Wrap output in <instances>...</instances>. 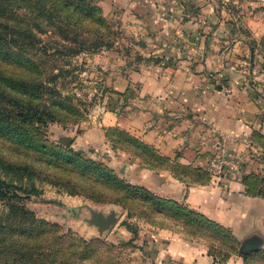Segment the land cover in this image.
<instances>
[{"label": "crops", "instance_id": "obj_1", "mask_svg": "<svg viewBox=\"0 0 264 264\" xmlns=\"http://www.w3.org/2000/svg\"><path fill=\"white\" fill-rule=\"evenodd\" d=\"M110 1V12H121L134 31L126 39L133 49L118 55L113 70L115 91L138 88L135 99L120 95L114 104L119 110L125 102L122 113L103 110V125L128 132L172 166L204 179L150 170L126 154L128 162L117 160L120 172L227 228L245 252L264 251V198L249 195L246 184L264 171V18L245 7L250 16L241 20L216 0ZM131 69L125 81L122 73ZM217 157L237 168L212 170ZM155 235L157 241L133 246L125 264H243L221 260L175 232Z\"/></svg>", "mask_w": 264, "mask_h": 264}, {"label": "rangeland", "instance_id": "obj_2", "mask_svg": "<svg viewBox=\"0 0 264 264\" xmlns=\"http://www.w3.org/2000/svg\"><path fill=\"white\" fill-rule=\"evenodd\" d=\"M216 1L226 13L241 20L245 16L249 18V9H255V13L264 18V0ZM110 2L93 0L106 22L104 28L98 27L100 33L95 37L100 40L92 45L93 48L74 53V50L80 49L78 45L65 42L53 29L45 27L44 33L35 32L37 39L32 40L30 45L24 46L25 41H19L15 60L5 61L4 57H0V93L21 99L17 92L12 93L7 87V81L17 82L20 79L44 82L49 88L37 94L35 102L23 98L25 104L48 108V113L43 110L47 113L43 114L47 122L35 119L32 124H15L10 129H0V181L27 191L15 201L16 204L32 213L36 221L54 227L44 232L41 239L38 238V241L45 242L40 252H50L52 239L63 237V258L68 264H125L131 258L129 251L133 246H141L147 239L157 241L155 232L159 231L181 234L192 243L206 246L209 254L215 253L214 256L219 257L218 250H212L211 245L221 243V240L213 241L220 235L212 238L200 233L201 229L195 226H192V234L187 232L180 221L158 216L143 202L141 195H133L128 202H115L124 193L103 176L101 167L111 170L116 178L128 184L142 186L132 183L120 172L117 160L122 158L128 162L122 156L126 154L130 161L143 166L144 156L126 152L140 153L136 146L118 138L116 140V135L110 132L115 128L104 126L101 119L103 110L117 109L114 104L120 95L128 101L135 99L138 88V84L134 83V87L131 86L124 94L115 91L118 81L115 77L119 74L113 70L121 59L118 55L127 56L128 51L133 49V44L126 39L133 36L134 31L125 24L123 20L126 16L121 12H110ZM241 12L245 13L244 16ZM64 45L68 49H64ZM110 52L113 56L107 55ZM30 63L37 67L25 66ZM132 71L135 70H124L122 78L125 81L131 79ZM124 104L119 106L118 113L123 112ZM63 130L75 136L74 143L69 147L52 141ZM105 146L108 147L105 149ZM86 205L99 211L114 209L119 212L118 224L106 237L100 238L97 230L85 223L84 219L90 217L89 210L83 209L77 217L78 208ZM9 211L7 201L0 199V219L4 220ZM232 235L236 241L239 240L237 235ZM37 244L42 246L40 241ZM231 258L242 259L235 254Z\"/></svg>", "mask_w": 264, "mask_h": 264}, {"label": "trees", "instance_id": "obj_3", "mask_svg": "<svg viewBox=\"0 0 264 264\" xmlns=\"http://www.w3.org/2000/svg\"><path fill=\"white\" fill-rule=\"evenodd\" d=\"M105 26L106 22L101 15V9L93 4V0H0V57H4L5 61L15 60V49L19 41H25L24 46L30 45L32 40L37 39L35 32L44 33L45 27L53 29L54 33L65 42L78 45L80 49L74 50V53L91 49L92 45L100 40L95 37L100 33L98 27L104 28ZM87 43L92 44L87 45ZM63 48L68 49L65 45ZM25 66L37 67L32 63ZM7 87L12 93L17 92L21 99H14L13 95L0 93V129L7 130L15 124H32L36 122L35 119L47 122L43 114L48 113V108L40 109L32 104H25L23 101L25 98L35 102L37 94L49 90L46 83H34L20 79L17 82L7 81ZM8 100L7 105L13 106L14 109L6 105ZM110 132L116 135V140L118 138L121 142L136 146L140 153L130 150L126 152L143 155L144 167L155 171L172 169L177 176L184 173L191 178L204 179L202 174L190 168L172 166L170 160L161 157L154 149L128 133L117 128ZM102 170L103 176L124 193V196L115 202H128L133 199V195H141L143 202L149 205L158 216L164 215V217L180 221L187 232L192 234V226H195L201 229L200 233L212 238L214 235H220V238L216 236L213 241L221 240L222 244L217 242L218 244L211 245L212 250L216 248L220 253L217 254L219 259L231 260V255L235 254L242 258L243 264H264V251L245 252L240 247V241H236L230 230L203 214L179 202L161 198L145 187L128 184L116 178L111 170L108 171L101 167ZM246 184L249 195L264 198V173L248 176ZM25 192L27 191L15 185L0 181V199L7 201L10 208L6 218L0 219V264H68L63 258V237L52 239L49 246L50 252H40L45 242L39 240L42 244L39 246L38 238L41 239L40 236L44 232L51 231L54 227L36 221L32 213L16 204L15 201L26 194ZM231 242L233 244L229 246L228 243Z\"/></svg>", "mask_w": 264, "mask_h": 264}, {"label": "water", "instance_id": "obj_4", "mask_svg": "<svg viewBox=\"0 0 264 264\" xmlns=\"http://www.w3.org/2000/svg\"><path fill=\"white\" fill-rule=\"evenodd\" d=\"M53 142L64 147L71 146L75 141V136L70 135L67 131L63 130L57 139H52ZM83 209L90 212V217L85 218L84 221L91 228H95L100 238L106 237L113 231L119 222V212L117 210H110L109 212L99 211L89 205L78 208L79 215Z\"/></svg>", "mask_w": 264, "mask_h": 264}, {"label": "built area", "instance_id": "obj_5", "mask_svg": "<svg viewBox=\"0 0 264 264\" xmlns=\"http://www.w3.org/2000/svg\"><path fill=\"white\" fill-rule=\"evenodd\" d=\"M231 158V157H230ZM231 160H233L231 158ZM209 167L219 173H223L227 168H237L232 162L228 161L225 157H217L211 160Z\"/></svg>", "mask_w": 264, "mask_h": 264}]
</instances>
